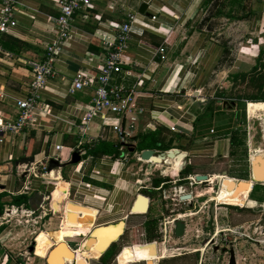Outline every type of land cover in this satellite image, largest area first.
Segmentation results:
<instances>
[{
	"label": "crops",
	"instance_id": "0c3cea01",
	"mask_svg": "<svg viewBox=\"0 0 264 264\" xmlns=\"http://www.w3.org/2000/svg\"><path fill=\"white\" fill-rule=\"evenodd\" d=\"M58 1L20 0L15 12L16 25L0 35V47L13 55L12 58L0 55V117L4 119L15 118L18 114L15 101L30 96L32 72L28 62L41 61L46 46L53 39V19L59 15ZM142 4L147 5L145 14L139 13ZM129 13L136 17L134 33L122 56V72L113 76L112 83L127 90L135 86L137 105L144 110L132 128L129 142L133 147L121 143L111 127L115 120L110 114L105 122L100 117L93 118L86 135L82 134L83 117L91 100L90 91L65 94L71 79L79 72L91 76L93 85H97L106 57L99 37L112 38L117 26ZM160 46L165 48V60L154 55ZM56 59L57 74L39 93L41 112L36 126L19 135L0 133V193L6 194L4 200L7 202L13 197H25L20 206L6 205L4 211L7 208L6 211L10 212L34 214L50 200L57 213L54 204L60 203L59 211H63L65 226L51 238L56 243L65 238L62 243L73 252L74 259L83 257L86 262L89 259L81 250L86 238L98 228L121 225L122 233L100 257L93 259L100 264H123L124 250L120 255V251L114 256L104 255L111 245L115 244L117 248L123 237L128 238L125 243H130L129 247L154 244L156 254L159 253L157 245L162 239L160 219L172 215L174 200L179 196L173 184L176 179L206 175L208 182L214 177L251 181L247 199L264 202V193L257 187L261 188L264 180L252 179L250 159L237 176L232 175L226 165L228 157L241 154L246 160L247 153L250 158L251 153L264 151V112L250 117L247 111L248 103H264L249 99V96L264 97V89L257 87L259 74L264 72V0H92L90 7L75 15L72 39ZM256 66L257 71L252 72ZM240 74L249 76L243 81L233 78ZM250 119L262 122L260 140L252 138ZM120 124L123 129L128 127L125 121ZM150 133L159 135V148L163 152L175 149L179 151L175 154L177 156L167 159L168 162L163 160V163L142 159V151H135L138 136ZM172 134L178 138L175 140ZM233 136L237 142L241 141V147L234 146ZM80 142L85 153L80 155L78 163L71 164ZM56 147L61 149L57 151ZM86 148L105 150L92 155ZM234 148L235 155L232 153ZM152 151L156 156V150ZM134 154L139 163V166L134 164L137 168L132 161L131 164L127 162L126 155ZM56 157L58 160L54 159ZM24 158L34 160L29 169L20 164ZM179 158L180 161H176ZM51 160L55 163L50 164ZM165 163L170 164L168 169L154 175L149 186L143 185L152 174L143 171L141 165ZM175 164H182L179 172L175 170ZM157 182L160 183L156 185ZM216 182L219 183L210 184ZM181 187L187 190L185 185ZM151 192L157 194L159 202L156 201V213L152 212L150 216L154 201ZM198 194H205V191L198 190ZM252 194L257 198H251ZM139 195L148 200L147 211L143 213L132 212ZM67 201L95 211L91 229H78L67 224ZM122 207H126L127 214L123 215ZM40 213L44 218L48 215ZM43 217L39 214L33 218L34 222L37 223V219L42 221ZM48 221V224L52 223L53 218L49 217ZM10 230L7 221L0 224V264H22L11 259L7 252ZM46 238L45 235L39 237V245L49 255L52 249L48 248ZM78 238L83 239L78 248L73 249L70 241ZM35 239L33 249L29 247L21 255L28 256L29 264H46V257L40 261L41 257L35 255ZM52 247L56 248V244ZM131 250L134 262L146 261L147 264L146 256L139 259ZM174 256L176 253L153 263L169 259V264H173L171 259ZM184 261V264H194L193 259L189 263Z\"/></svg>",
	"mask_w": 264,
	"mask_h": 264
},
{
	"label": "rangeland",
	"instance_id": "374dc122",
	"mask_svg": "<svg viewBox=\"0 0 264 264\" xmlns=\"http://www.w3.org/2000/svg\"><path fill=\"white\" fill-rule=\"evenodd\" d=\"M229 121H231L229 119ZM233 122V120H232ZM247 122V121H246ZM249 125H250V129L249 131L251 132V135H253V140H260L261 138V121L257 120V119H250L249 121ZM247 126V124H246ZM173 135V134H172ZM173 137L176 140V137L178 138V136H176L175 134L173 135ZM128 145H130V147H133L132 143L130 144V142H128ZM264 147V145L262 146ZM162 148H154L152 150H156V156L157 157L158 154H160L161 152H163L161 150ZM241 155V154H240ZM237 155L235 157H228L227 158V168L229 170V172L234 175H240V173H242V171L245 169V165L248 163V153H247V159L244 160L243 156L241 155ZM127 157V162L128 164H131L132 161V165L134 166V168L137 166H135L134 164H138L139 163L135 160V154L133 156H128ZM248 165V164H247ZM163 166V167H162ZM174 166V165H173ZM142 170L146 171L148 170L149 173L152 174V176L149 177V179L147 181H145V184L143 185H147L149 186L150 181L152 179V177H155L154 175H159L160 171H165L167 170V166L162 165V164H142L141 165ZM173 177H179L178 175H174ZM182 177V175L180 176ZM219 178V177H218ZM247 178V177H245ZM228 180H231L233 182H247V181H238V180H234V179H230L229 177L227 178ZM253 179V177H252ZM264 179V178H263ZM262 177H260V180H263ZM215 181V180H214ZM213 181V182H214ZM218 181V180H216ZM256 181L257 178H256ZM249 182V181H248ZM212 183V182H211ZM211 187L213 188V190L216 192L215 194V200L218 203H224L226 205H231L232 207H236V210H228V218L225 219L224 215L226 213V211L224 209H222V211L219 212V216L213 220L212 222L214 223V234L224 230L223 234L218 233V235L215 237V240L218 241V244H221L224 240L231 243L228 244L227 247L228 248H233L235 251V255H236V262L237 264H264V225L263 227H261V220H264V202H254L252 200L247 199V196H245V202L243 203L242 206H239L238 204H233V203H228V202H223L221 200V198L219 197V185L215 187V184L211 185ZM257 187H259L260 191L264 193V184L262 185V189L260 188V186L258 185ZM200 188V187H197ZM211 191V190H210ZM200 192V191H199ZM61 193V192H60ZM178 193V192H177ZM152 197H154V201L153 204L151 205V212H150V216L152 214V212L156 213V207L155 205H157L158 198L156 197V193L151 192L150 193ZM174 194V192H173ZM248 194V193H247ZM246 194V195H247ZM57 199V196L56 198ZM61 203H62V196H61ZM59 199V200H60ZM204 199H199L197 201V205L201 206L202 209L199 212V214L195 217H193L191 220L188 221L189 218H187V230H188V235L183 239V240H178L181 243H184V245H180L183 247H196L198 245H194V244H190V239L194 233V229L195 228H199L201 229L203 225L207 226V230L209 232L212 231L213 227L212 225H210V222L207 221V219L205 218V216H207V209L203 208V205H201V203L203 202ZM159 202V201H158ZM63 206V205H62ZM207 206V205H206ZM239 207H242V212L239 213ZM246 207V208H244ZM123 208V215L127 214V209L126 207H122ZM174 207H170V209H172ZM249 208V209H248ZM7 208H5L4 214L2 217H0V224L7 221L8 225H11V230L9 231V240L11 239L10 243L7 244V252L10 256L11 259H13L15 262L17 261L18 263H22V264H29V260H28V256H23L21 254H24V252H27V249L29 247H31L33 249L34 246V238L35 239V255L41 257L40 261H43L42 258L44 257H48V254L43 252L42 247L39 245V237H43V235H45L46 241L48 243V248L49 249H53V245H57V243L51 238V235L54 236L57 233H59L60 231L58 230H62L65 226L64 223V214L63 211L61 209V211L55 213L51 207L50 204V200L44 202L43 208H38V211L34 214H27V213H22L20 211L14 210L12 212L10 211H6ZM204 209V210H203ZM49 210H52V212H48ZM203 211V213H202ZM40 212H45L46 214H48L45 218L43 217V214H41ZM40 214V216H42V221L37 219V223L34 222V217L38 216ZM223 215V216H222ZM51 217L53 218V222L48 224V218ZM164 217H166L164 219ZM163 218L160 219V227L161 229H164V227L168 228V232L171 230L172 228V220H173V216L167 217V215H165ZM220 217V218H219ZM222 217V218H221ZM205 221H207L205 223ZM62 222V225H61ZM61 225V226H60ZM75 229V228H74ZM130 227L127 228V232H130ZM88 230V229H87ZM42 231H44L45 233H41ZM58 231V232H57ZM50 234V235H48ZM85 236L88 235L84 234ZM82 235V236H84ZM93 235L90 234V237ZM81 237V236H80ZM85 238V237H83ZM83 238H78L76 240H72L70 241L71 247L73 249L78 248V246L80 245V242ZM64 239H61V242H64ZM128 240V238L123 237V241L122 239L117 243V251L119 252L118 254L120 255L123 250V254L121 257V261L123 264H129V263H133L134 262V255L131 249H133L136 254L137 257L139 259H143V256H146L147 261H154V263L158 260L161 259L164 256H168V255H173L175 253H177L175 250L177 249L178 245H175V240L173 239V237H171V234L168 233L165 237H163L160 241V244L157 245V252L159 250V253L156 254V247L154 244H148L146 247H143L142 244H135L133 247H129L128 245L130 243H125ZM32 244V246H30ZM124 245V247H122ZM122 247V249H121ZM143 247V248H142ZM197 248V247H196ZM121 249V250H120ZM203 251V252H202ZM181 252V251H179ZM178 252V253H179ZM203 253L202 256V264H227L228 263V256H224L222 257L221 254L218 253H214L212 251V249L209 247H205V246H201V252L200 254ZM31 255L33 256L34 254L31 251ZM81 255V254H80ZM118 255V256H119ZM160 257H158V256ZM87 257V255H85ZM78 258H81L80 256H78ZM145 258V257H144ZM193 259V261L195 260V258H193L192 256H186L184 262H191ZM200 259V257H199ZM77 260L75 262V264H79L80 261H84L83 257L82 259H75ZM145 260V259H144ZM88 260V264H89ZM117 261V260H116ZM204 261V262H203ZM146 262V261H145ZM117 264H119L118 262H116ZM114 262H111L110 264H116ZM170 260L167 259L165 261H162V264H169ZM34 264H36V262H34ZM90 264H100L97 263L94 259H91ZM178 264H184L181 262H179ZM196 264H199V260Z\"/></svg>",
	"mask_w": 264,
	"mask_h": 264
},
{
	"label": "built area",
	"instance_id": "2783aa9c",
	"mask_svg": "<svg viewBox=\"0 0 264 264\" xmlns=\"http://www.w3.org/2000/svg\"><path fill=\"white\" fill-rule=\"evenodd\" d=\"M92 0H59V15L54 20L55 27L52 32L53 39L46 46L43 59L41 61H29L31 67L32 81L30 84V96L26 100H17L15 105L18 114L15 118L4 119L0 117V133H8L10 135H19L25 129L36 126L37 116L41 110L38 108L39 93L45 90L48 80L54 77L57 72L55 64L56 56L60 54L66 44L72 39V21L76 14L82 9L88 8ZM20 0H1L0 5V35L8 33L11 28L16 25L15 12L19 6ZM136 21L135 14L129 13L126 20L117 26V32L111 38L99 37L103 48L106 50V57L100 68V75L97 78V85H93L94 79L86 73H77L70 81L65 89V94L72 95L76 92L90 91L91 100L89 106L85 110L83 120L85 126L81 128L82 134L86 135L87 129L93 118L100 117L103 122L107 121L108 114L114 117L115 123L111 125L112 129L117 132L121 143L128 146V142L132 135L133 125L137 120V116L143 114L144 110L137 105V90L132 87L127 90L122 85L112 83L114 75L122 72V56L128 49V42L134 33V24ZM0 55L6 58H12V54L4 52L0 47ZM155 56L161 60H165V48L160 46L155 51ZM0 97L1 93H0ZM128 124L126 129L121 127V122ZM174 130V128H171ZM81 142L74 152L83 155L84 149ZM61 147H56L59 151ZM140 159L139 156H137ZM58 160V157L54 158ZM141 160V159H140ZM168 162V160H167ZM170 166L169 163H165ZM177 172L179 170L175 169ZM176 179L173 184L181 181ZM190 183H201L196 181L195 177L184 178ZM164 184V183H163ZM162 184V186H163ZM178 194H184L182 187L177 189ZM14 211V210H12Z\"/></svg>",
	"mask_w": 264,
	"mask_h": 264
},
{
	"label": "bare ground",
	"instance_id": "6f19581e",
	"mask_svg": "<svg viewBox=\"0 0 264 264\" xmlns=\"http://www.w3.org/2000/svg\"><path fill=\"white\" fill-rule=\"evenodd\" d=\"M247 111L250 117H257L258 113L264 112V103H248ZM264 151H256V153H251L250 160L252 163V177L254 180H260V175L264 173ZM176 156V155H175ZM175 156L172 158L174 159ZM181 158L176 161H180ZM170 160V159H169ZM151 162L163 163V161L157 158H151ZM167 161V160H166ZM177 163V162H176ZM181 163V162H180ZM178 164V163H177ZM177 169H180V166H177ZM184 165V164H183ZM216 180L220 181V190L219 195L223 202H230L233 204L243 205L245 202V196L250 191L252 182H233L228 179H223L221 181L220 177H214ZM210 183V182H209ZM148 200L143 197H139L135 206L133 207L132 212L143 213L147 208ZM54 209L56 212L60 209V203L56 202L54 204ZM65 220L67 224L71 227L75 228H85L91 229L92 220L95 215V211L92 208L77 205L72 201H67L65 204ZM123 227L121 225H112L107 227L98 228L93 232L91 237L86 238V241L82 244V251L87 258L93 259L96 257H100L102 252L105 251L107 246L122 233ZM55 239V238H54ZM57 241V240H56ZM56 245L55 250L51 253L49 260L50 264H58L59 258H61V264L63 262H67V264H74L76 260L74 259V254L68 248H66L65 243H58ZM64 246L63 248L61 246ZM53 250V249H52ZM51 250V251H52ZM68 251V252H67ZM49 253V254H50ZM49 256V255H48ZM65 260V261H64ZM63 261V262H62ZM154 261H147V264H154ZM79 264H87L86 261H80Z\"/></svg>",
	"mask_w": 264,
	"mask_h": 264
},
{
	"label": "flooded vegetation",
	"instance_id": "af4514ba",
	"mask_svg": "<svg viewBox=\"0 0 264 264\" xmlns=\"http://www.w3.org/2000/svg\"><path fill=\"white\" fill-rule=\"evenodd\" d=\"M227 178L228 177H220L221 181L223 179H227ZM179 179H182V180L175 183L174 188L178 189L182 185H185L187 187V190H185L184 194L179 195L178 198L174 200L175 203L173 204V206L175 208L171 210L172 215H170V216L174 217L172 222H171L172 223L171 230L168 232L167 227H164V229H161V232H162L161 238L165 237L168 233H170L171 237H173V239L176 242L175 245H178L177 249L175 250L177 252L176 256H174L173 259H171V261L173 262V264H178L179 262L183 261L186 258V256H192L193 258H195L194 264L197 263L198 260H199V264H202L201 258L203 256V253L200 255L202 245L205 247H209V249L211 248L214 253L219 252L222 257L227 255L228 261H229L230 251L233 250L234 254H235V251L233 248L227 247V245L231 244V243H229L225 240L221 244H218V241L215 240V237L218 235V233L223 234L224 230H221V231L214 234V223L212 221L215 220L219 216V212L222 211V209H224L226 211V213L224 215L225 219L228 218V213H227L228 210H230V211L236 210L237 211L238 209L232 208L228 205H224V204L216 202V200H215V195H216L215 193L216 192L210 186L211 185L210 183L213 182L214 180L216 181V178H211L210 183L208 182V180L207 181H200L201 183H190L188 181H185L184 178H179ZM219 183H220V181H219ZM219 183L216 182L215 187L218 186ZM197 187H200V188H197ZM210 189H211L212 193H209ZM198 190L205 191V194L199 195ZM184 196H189V198L182 199V197H184ZM219 197H220V195H219ZM199 199H204L203 202L201 203V205H203L204 209H207V216H205V218L207 219V221L210 222V225H212L213 229L211 232H209L207 230L206 225L201 226L202 227L201 229H199V228L194 229V233H193L189 242H190V244L192 243L194 245H198V246H196L197 248L196 247L195 248L194 247H188V246L187 247L180 246V245H184V243H181L178 240H183L188 235V230H187L188 223H186V219L189 218L188 221L191 220L193 217L197 216L202 209L201 206L197 205V201ZM239 206H241V205H239ZM241 212H242V210L239 209V213H241ZM202 213H203V211H202ZM176 221H182L185 224L183 235L181 237H176L175 232H174ZM207 221H205V223ZM262 221L264 222V220H261V223H262ZM260 225H261V227H263L264 224H260ZM179 251H181V252H179ZM199 257H200V259H199ZM134 263L135 264H146L145 262H134ZM158 264H162V262L158 263Z\"/></svg>",
	"mask_w": 264,
	"mask_h": 264
},
{
	"label": "trees",
	"instance_id": "16d2710c",
	"mask_svg": "<svg viewBox=\"0 0 264 264\" xmlns=\"http://www.w3.org/2000/svg\"><path fill=\"white\" fill-rule=\"evenodd\" d=\"M216 1V0H215ZM215 3V2H214ZM257 71V66L254 67V69L252 70V72H256ZM249 76V74H240V75H235L233 76L234 79H241L242 81L245 80L247 77ZM264 79V72L260 73L259 74V77H258V88L259 89H264V83L262 82ZM249 84L252 86L251 84V81H249ZM249 99L250 100H260V101H264V97L263 96H249ZM233 144L234 146H237V147H241L239 146L241 141L237 142L236 140V137L233 136ZM159 135L157 133H150V134H147V135H144V136H138V142L136 144V149L135 151H143V150H148V149H154V148H159V144L161 142V140H159ZM231 141V142H232ZM237 143V144H236ZM88 150V153L89 154H92V155H97L99 154L100 152L103 153V151L105 149H92V148H86ZM165 151V150H164ZM235 148L232 149V153L233 155H235ZM232 155V156H233ZM160 182H157L156 185H158ZM6 194L5 193H0V217L3 216V213H4V207L6 205H10V206H20L22 204V201L25 200V197L23 196H17V197H13L12 200L10 202H7L4 200ZM251 198H257L254 194L250 195ZM154 230V229H153ZM152 230V231H153ZM151 231V232H152ZM118 253L117 249H116V245L113 244L111 245L107 251L104 253V255H108V256H114ZM103 255V256H104Z\"/></svg>",
	"mask_w": 264,
	"mask_h": 264
},
{
	"label": "water",
	"instance_id": "95a60500",
	"mask_svg": "<svg viewBox=\"0 0 264 264\" xmlns=\"http://www.w3.org/2000/svg\"><path fill=\"white\" fill-rule=\"evenodd\" d=\"M146 8H147V5L142 4L139 7V13L145 14ZM178 152L179 151L175 150V149L174 150H169V151H166V152H161L160 154L157 155L156 158L161 160V161L167 160V159H172L175 156V154L178 153ZM141 158L144 159V160H150L151 158H155L154 151H152V150H144V151H142ZM79 161H80L79 153H77V152L73 153L70 163L74 164V163H78ZM33 162H34L33 158H24V159L20 160V164L25 165L26 169H29L30 166L33 164ZM51 163H55V161L51 160L50 164ZM224 175H225V173H224ZM260 177H262V179H263L264 178V173H262L260 175ZM195 180L196 181H207L208 177L206 175H198V176L195 177ZM263 180H258V181H263ZM1 189H3V188H1ZM140 196L141 195H139V197ZM141 197L145 198L144 196H141ZM187 198H189V196L182 197V199H187ZM146 211H147V208H146L145 212ZM261 224H264V222L262 221ZM184 226H185V224L182 221H176L175 222V230H174V232H175L176 237H181L183 235ZM61 247L63 248L64 246L62 245ZM54 250L55 249H53L51 251V253ZM51 253L46 258V264H50L51 263L50 260H49V257L51 255ZM58 264H61V258H59ZM228 264H236V258H235V254H234L233 250L230 251V258H229Z\"/></svg>",
	"mask_w": 264,
	"mask_h": 264
}]
</instances>
